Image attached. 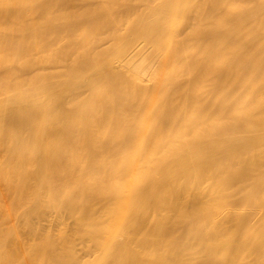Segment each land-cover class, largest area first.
I'll return each instance as SVG.
<instances>
[{
  "label": "bare ground",
  "instance_id": "obj_1",
  "mask_svg": "<svg viewBox=\"0 0 264 264\" xmlns=\"http://www.w3.org/2000/svg\"><path fill=\"white\" fill-rule=\"evenodd\" d=\"M58 195L33 261L264 264V0H0V264Z\"/></svg>",
  "mask_w": 264,
  "mask_h": 264
},
{
  "label": "rangeland",
  "instance_id": "obj_2",
  "mask_svg": "<svg viewBox=\"0 0 264 264\" xmlns=\"http://www.w3.org/2000/svg\"><path fill=\"white\" fill-rule=\"evenodd\" d=\"M56 197L52 199H48L46 197L39 199L38 197L37 200H33L32 203L28 204L27 207L24 208L21 215L22 217H19L18 216L19 214H17V219L18 220L20 219L21 221L19 224L16 225V228L18 227L17 229L15 228L16 230L12 229L9 230L10 231L9 233H7L6 238L8 239V242L10 244L7 241L5 243H8L9 245L13 243V245H16L17 243L20 244L19 242H21L22 246H26V247L24 250L22 248H17L18 251L20 250L21 252L15 251L16 255H14L13 253V256H18V261L15 262L14 264H27V261L31 257V255L29 253L30 256L28 255L27 257L26 254L28 253H25V255L23 254L24 252H31L27 248L28 246L31 247V249L33 245L35 248H46L45 252L48 253L50 252L48 248H53L55 251H57L60 248L61 243L66 238H68L71 241V243H73L72 245L73 248L75 249V252L74 249H72V252L70 251L71 253L69 252V254L72 255V258L76 256L77 258L80 257L78 259L81 260L84 259V257L86 256V255L84 256V254H86L85 253L86 242L84 238L81 237L80 233L77 234L74 233V230L76 228L75 226L76 221L75 219L71 218V214H70L71 209L68 207L67 204L59 203L61 196L58 195V197L57 198ZM41 205L43 206L42 210H39ZM27 211H31V214L25 216L24 214H26ZM32 216H35L36 218L39 216L45 217L50 220V223H46L45 221L38 223L35 219L31 218ZM24 219H27L26 221L27 224H24L25 222L22 221ZM6 238L4 236V239ZM38 255L36 256L38 257ZM40 256L38 257V259L42 257ZM48 258L49 257L46 258V261L48 260ZM36 259L37 258L35 257V260ZM38 259L36 260L37 261L36 264H48L51 261H53L52 258H49L50 261L49 262L47 261L48 263L47 262L45 263V260L41 261V259L39 260ZM35 260L34 261L32 260L33 263L32 262L31 263L35 264L36 262ZM78 262L80 263V261Z\"/></svg>",
  "mask_w": 264,
  "mask_h": 264
}]
</instances>
